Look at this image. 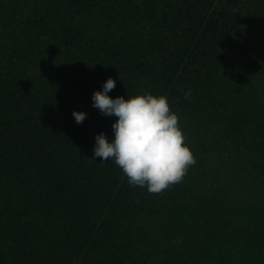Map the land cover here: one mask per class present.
Listing matches in <instances>:
<instances>
[{
  "label": "trees",
  "instance_id": "obj_1",
  "mask_svg": "<svg viewBox=\"0 0 264 264\" xmlns=\"http://www.w3.org/2000/svg\"><path fill=\"white\" fill-rule=\"evenodd\" d=\"M109 77L168 97L181 182L93 157ZM0 264H264V0H0Z\"/></svg>",
  "mask_w": 264,
  "mask_h": 264
},
{
  "label": "clouds",
  "instance_id": "obj_2",
  "mask_svg": "<svg viewBox=\"0 0 264 264\" xmlns=\"http://www.w3.org/2000/svg\"><path fill=\"white\" fill-rule=\"evenodd\" d=\"M115 86L116 80L109 77L103 90L92 97L93 107L101 114L118 117L112 124L114 139L110 141L105 132L96 135L93 157L114 160L132 186H147L149 193L181 182L196 158L185 143L179 116L171 110L168 97L145 92L113 99L109 92ZM73 116L81 124L87 113L74 110Z\"/></svg>",
  "mask_w": 264,
  "mask_h": 264
}]
</instances>
